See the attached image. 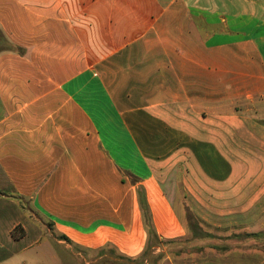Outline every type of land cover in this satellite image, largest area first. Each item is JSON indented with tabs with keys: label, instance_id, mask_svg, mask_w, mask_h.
Returning a JSON list of instances; mask_svg holds the SVG:
<instances>
[{
	"label": "crops",
	"instance_id": "0c3cea01",
	"mask_svg": "<svg viewBox=\"0 0 264 264\" xmlns=\"http://www.w3.org/2000/svg\"><path fill=\"white\" fill-rule=\"evenodd\" d=\"M252 108L264 113V0H0V264L36 231L23 199L69 242L131 257L147 241L140 187L161 239L187 236L176 200L204 227L264 230ZM46 236L60 264L64 240Z\"/></svg>",
	"mask_w": 264,
	"mask_h": 264
},
{
	"label": "rangeland",
	"instance_id": "374dc122",
	"mask_svg": "<svg viewBox=\"0 0 264 264\" xmlns=\"http://www.w3.org/2000/svg\"><path fill=\"white\" fill-rule=\"evenodd\" d=\"M241 107H244V110L246 111H250V107L248 105H241ZM251 111H254V114L258 117L260 122H264V113L258 112V110L255 108H252ZM260 117H262L263 120ZM16 202L18 204L20 202L21 206L25 210L24 212H26L24 221H26L28 224H31V226L33 225L32 227H34L36 231L25 237V239L20 244H18L19 246H23L25 248H22V250L17 255L8 260L9 264H22L21 260H26V264H56L54 258L51 255L45 253L47 248L46 242L49 240L46 234L50 235V239L53 241L54 239L64 240L63 244H55L53 242L54 250L60 259V264H117V262L120 261L119 259L115 258L112 253L108 252L111 244H106L98 249H86L77 246L69 242V240L66 238L62 237V235H59L48 221H45L37 213H35V210L32 208L28 199H23L21 201L17 200ZM175 204L176 211H178L180 218L187 225L186 215L190 211L188 206H186L184 200H176ZM21 212L23 214V211ZM35 218H37L36 220L39 222H36L34 220ZM0 220V223L4 226H6L8 223H11L9 219ZM261 223L262 218L260 220V224ZM201 226L203 231L207 234L213 235V238H210L209 240L204 239L201 241L198 237L196 240L200 243L197 244L195 242V238L191 234L190 229L187 227V236L178 239L167 246H163L162 250L165 247V250L163 251V258L154 262L153 264H194L192 261L194 258H196V256L211 257V255H223L233 250L238 252L240 251V253L242 252L245 254H250L251 264H264V230L261 229L257 232H248L242 226H236L223 230L210 229L204 227L202 224ZM19 232L20 230H15L14 227L12 230L14 238L21 237L17 236L20 235ZM214 237H219L220 240H217ZM214 243H222L225 245L226 249L223 251L216 249L213 247L215 245ZM157 251L158 250H156V252ZM35 252H39V254L35 255ZM144 264L150 263L145 262Z\"/></svg>",
	"mask_w": 264,
	"mask_h": 264
},
{
	"label": "trees",
	"instance_id": "16d2710c",
	"mask_svg": "<svg viewBox=\"0 0 264 264\" xmlns=\"http://www.w3.org/2000/svg\"><path fill=\"white\" fill-rule=\"evenodd\" d=\"M137 197H138V204L140 207L141 215L146 228L147 241L142 251L135 257L127 256L119 252L118 250L116 251L114 246L110 245L108 252L112 253L115 256V258L120 260L119 262H117V264H144L145 262L153 264L154 262L159 261L163 258L164 256V252L162 250L163 246H167L172 242L177 241L176 239L165 240L159 238L153 227L150 216V210L146 201L145 193L141 187L138 188L137 190ZM186 221H187V227L190 229L191 234L194 238H196L197 236L198 237L202 236L204 239L206 238V240H209L210 238L213 237V235L207 234L202 230L201 228L202 222L198 218H196L191 212L187 213ZM17 229L20 230L19 232L20 235L17 236H22L24 233L23 229L19 225L15 227V230ZM62 237L66 238L65 236ZM216 238L219 239V237ZM214 244L215 245L213 247L216 249H219L221 251L226 249V247H223L225 245H223L222 243H214ZM157 249L158 251L156 252Z\"/></svg>",
	"mask_w": 264,
	"mask_h": 264
}]
</instances>
